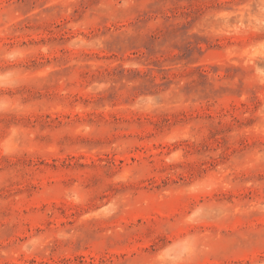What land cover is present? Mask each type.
Segmentation results:
<instances>
[{
  "label": "rangeland",
  "instance_id": "obj_1",
  "mask_svg": "<svg viewBox=\"0 0 264 264\" xmlns=\"http://www.w3.org/2000/svg\"><path fill=\"white\" fill-rule=\"evenodd\" d=\"M0 264H264V0H0Z\"/></svg>",
  "mask_w": 264,
  "mask_h": 264
}]
</instances>
